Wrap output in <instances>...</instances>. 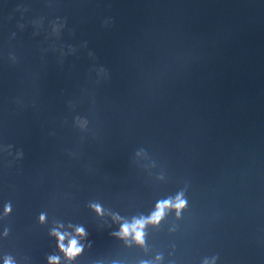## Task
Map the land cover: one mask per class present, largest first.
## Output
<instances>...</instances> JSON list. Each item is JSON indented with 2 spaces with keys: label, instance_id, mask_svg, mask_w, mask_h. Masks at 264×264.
<instances>
[{
  "label": "water",
  "instance_id": "obj_1",
  "mask_svg": "<svg viewBox=\"0 0 264 264\" xmlns=\"http://www.w3.org/2000/svg\"><path fill=\"white\" fill-rule=\"evenodd\" d=\"M0 264H264V0H0Z\"/></svg>",
  "mask_w": 264,
  "mask_h": 264
},
{
  "label": "clouds",
  "instance_id": "obj_2",
  "mask_svg": "<svg viewBox=\"0 0 264 264\" xmlns=\"http://www.w3.org/2000/svg\"><path fill=\"white\" fill-rule=\"evenodd\" d=\"M183 204H184L183 200L180 198V196H177L176 201H175L173 206L178 211L180 208L183 207ZM168 206L169 205L167 203H165L163 205H158L155 213L151 216L150 221H148V222H151V223L158 222L159 219L161 218V216L163 215L164 210L167 209ZM144 223H145V221L141 220V221L135 223L131 229H129L127 226H125L122 228L121 234L126 237L129 234V232L131 231L135 234L136 242L142 243L141 230L143 228ZM77 231H79V230H77ZM60 239L63 240V237H60ZM62 250L66 251V255L68 257L75 256L80 251V249L76 246L75 240L70 241L66 250L63 249V246H62Z\"/></svg>",
  "mask_w": 264,
  "mask_h": 264
}]
</instances>
